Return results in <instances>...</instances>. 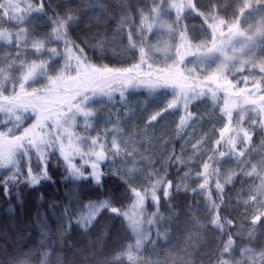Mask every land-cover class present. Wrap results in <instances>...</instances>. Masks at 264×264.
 Segmentation results:
<instances>
[{
  "label": "snow or ice",
  "instance_id": "1",
  "mask_svg": "<svg viewBox=\"0 0 264 264\" xmlns=\"http://www.w3.org/2000/svg\"><path fill=\"white\" fill-rule=\"evenodd\" d=\"M49 184L56 235L38 212L0 264H69L74 228L81 264H194L202 234L207 264H264V0H0V202Z\"/></svg>",
  "mask_w": 264,
  "mask_h": 264
},
{
  "label": "trees",
  "instance_id": "2",
  "mask_svg": "<svg viewBox=\"0 0 264 264\" xmlns=\"http://www.w3.org/2000/svg\"><path fill=\"white\" fill-rule=\"evenodd\" d=\"M68 3L77 4L79 3V0H67ZM111 2V0H109ZM135 2V0H133ZM64 0H61V6H63ZM85 19V17H82V21ZM191 23L198 24V20H192ZM70 31L72 32L73 37H79L84 34L86 31L85 24L81 22L78 25H74ZM94 57V59L99 60L100 57H98L95 53H91ZM115 62V59L111 56L104 57V62ZM163 95V94H162ZM140 100L143 99V97H139ZM163 99L159 102L160 105H162ZM158 106V105H154ZM160 122H163L164 120H172L176 119L178 122L179 116H175L174 113H165L162 117L158 118ZM174 128V125H173ZM225 167H229V165H225ZM172 172L175 173V168L172 169ZM54 179H59V176H54ZM193 187H196L197 185L193 184ZM71 187V186H69ZM239 187V182H237V188ZM57 188L60 190L57 191ZM40 191H43L46 194V199L43 203H40L38 201L39 192L35 193V190H30L29 193L25 194V200L23 205L17 204L15 201H12V205L14 208V211L9 213L7 211L8 204L0 202V222H3L6 218L12 217L15 221L14 227H7L6 230H4L2 227H0V262L8 261L10 255L19 247V242H22V245L24 248L30 247L32 244L38 242V238L40 236L41 229L37 223L36 220V214L40 213V219L41 220H47L48 223L51 225L52 233L55 236L56 235V218L53 216V209L49 207V205L53 201L61 202L60 207L55 209L57 212L63 211V200H64V191L65 189L57 185H46L43 189ZM215 191L214 183H213V192ZM229 192L233 195L232 204L235 206L236 199L233 190L229 186ZM0 200H2V193H0ZM195 200H202V197L200 196H193L191 194V191L189 190L187 193H185L183 190H181L179 193L175 192L173 190V200L171 201L172 204L176 206V210L179 212L181 211L184 206L188 203H191ZM166 207V206H165ZM151 210V209H149ZM241 212L243 209H239ZM226 212L224 214L229 215L230 218L235 217L237 222L240 221V217L235 216V212H232L230 210H225ZM167 214V213H166ZM198 218L201 223L207 222V217L203 211V206L201 205V211L197 214ZM108 214L105 213V217L103 220H107ZM184 217H181V220L183 221ZM102 220V223H103ZM109 224L111 226L110 228V234L108 238V245L110 246L115 239L117 238L119 234V220H111L109 221ZM99 228V226H98ZM97 230H94L92 233V239L95 240V233ZM30 233V234H29ZM65 248L63 249V252L65 253V259L69 262V264H81V258L80 254L76 251L77 248L86 245L88 241V237L82 235L78 229H72L65 237ZM202 239H207L210 241L207 243L206 247H201L199 251H197L195 248L192 249L193 252H196V259L194 261V264H201V257L204 258L205 264H207L209 254L211 253L212 249L215 247L216 241L212 239L211 237H203ZM72 243V247H68L67 244ZM134 242V241H131ZM126 264V262H125Z\"/></svg>",
  "mask_w": 264,
  "mask_h": 264
}]
</instances>
